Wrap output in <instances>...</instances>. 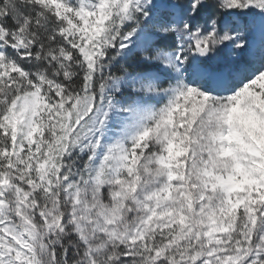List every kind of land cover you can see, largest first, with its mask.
Here are the masks:
<instances>
[{"label": "snow or ice", "instance_id": "6c2138e0", "mask_svg": "<svg viewBox=\"0 0 264 264\" xmlns=\"http://www.w3.org/2000/svg\"><path fill=\"white\" fill-rule=\"evenodd\" d=\"M0 264H264V0H0Z\"/></svg>", "mask_w": 264, "mask_h": 264}]
</instances>
